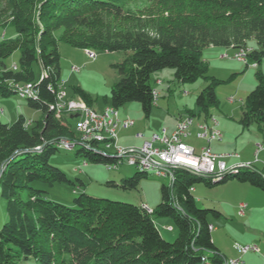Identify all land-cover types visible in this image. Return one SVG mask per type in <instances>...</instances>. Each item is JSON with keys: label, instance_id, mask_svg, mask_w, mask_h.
Instances as JSON below:
<instances>
[{"label": "trees", "instance_id": "1", "mask_svg": "<svg viewBox=\"0 0 264 264\" xmlns=\"http://www.w3.org/2000/svg\"><path fill=\"white\" fill-rule=\"evenodd\" d=\"M132 1L0 0V27L11 25L15 30L14 36L0 42V97L19 94L17 85L35 83L38 94L28 98L29 104L43 112L29 126L23 115L12 124L0 116V192L7 200L8 215L0 228V264H21L30 257L36 264H222L225 256L213 241L209 220L210 214L222 213L200 208L190 188L200 180L211 185L237 178L264 191V167L253 163L239 165L216 183L177 169L174 180L161 186V202L152 208V214L171 219L173 224L166 227L178 231L169 241L145 203L139 206L82 192L70 206L48 198L46 189L34 185L74 184L51 162L61 140L78 137V131L75 135L73 128L55 119L60 113L52 108L61 84L60 40L95 52H125L123 60L113 65L120 79L111 88L110 105L119 110L136 101L147 116L155 103L151 84L155 71L172 68L180 82L208 81L190 114L210 118V109L219 105L216 88L222 80L208 74L204 50L248 48V41L255 38L246 66L262 62L264 0H148L150 7L140 12L128 9ZM17 50L18 68L13 70L7 60ZM36 65L42 70L39 75ZM43 70L47 73L41 79ZM236 75L232 73L228 81ZM256 78L239 122L244 127L257 124L264 132V71L257 70ZM74 92L85 104H93L80 86ZM103 143L80 145L77 152L91 162L115 161ZM147 173L138 170L123 177L121 187L137 188Z\"/></svg>", "mask_w": 264, "mask_h": 264}, {"label": "rangeland", "instance_id": "2", "mask_svg": "<svg viewBox=\"0 0 264 264\" xmlns=\"http://www.w3.org/2000/svg\"><path fill=\"white\" fill-rule=\"evenodd\" d=\"M149 5L148 0H135L130 2L127 7L131 11L140 12L149 8ZM61 33L62 30H59L56 32V36H61ZM14 35L15 30L11 25L0 27V42ZM58 44L61 84L65 89L66 98L82 101L74 92V88L80 86L92 97L93 104L88 105L87 103L89 107L103 110L109 106L111 88L120 79L119 72L113 65L123 60L125 52H94L89 49L88 51L71 46L63 40H60ZM248 46L249 48L256 46L255 38L248 41ZM222 50L223 47L206 48L203 52V59L209 66L208 74L222 80V83L216 88L219 105L211 108L210 112L212 118L218 120L219 125L216 127L222 132L223 137L212 143V149L218 153L239 155V157L226 159L228 168L242 162L253 163L257 168L262 169L264 167V151L256 154V149L258 144L264 146V132L259 130L257 124L244 127L239 119L245 108L247 95L257 85V70L264 71V57L259 66L255 67L257 64L252 63L247 67V59L244 61L234 58L237 49L232 55L227 53L229 55L227 57L223 55ZM91 52H94L96 56H91ZM19 56L20 51L17 50L7 60L8 64L11 66L16 64L19 61ZM73 66L80 67V71H74ZM35 71L39 75L42 70L36 65ZM235 71L237 75L228 81ZM158 80L163 81L164 84H159ZM151 84L158 92L159 97L155 100L149 116L146 115L141 104L136 101L129 102L118 110L123 119H131L135 122V125L130 128L119 129L118 145L120 147L121 145L140 147L145 141L150 140L154 133L161 134L163 129L171 132L177 119L189 115L191 110L196 107L197 96L208 84V81L198 79L195 82H180L175 77L174 69L164 68L152 74ZM42 114V110L31 106L28 98H23L19 94L13 93L0 97V116L4 122L12 124L17 121L20 115H23L27 119L26 126H29L32 122L31 119L37 120L41 118ZM71 114L64 110L63 113L56 114L54 117L62 124L73 128L76 135L77 118H71ZM194 118L197 123L205 121L207 117L202 114ZM192 130H197L196 125L192 127ZM139 133L143 136L138 137ZM188 141L196 146L201 144L195 135L191 136ZM56 147L57 151L52 156L51 162L55 166L61 167L74 181V184H56L53 187L42 183H34V185L46 189L48 198L70 206H72L75 197L86 192L92 196L129 202L139 206L146 203L147 207L152 209L161 202V186L170 183L168 177L150 172L141 179L137 188L125 189L121 187V179L132 176L138 171L136 167L128 164L125 160L118 169L111 170L102 162H91L83 155L78 154L80 145L74 149H65L59 144ZM84 160H87V165H84ZM80 180L83 184L80 183ZM107 181H115V184H107ZM194 187L193 195L200 208L215 209L222 213L221 216L210 214L209 220L217 227V230L212 232V236L218 238L219 243L225 246L226 252L227 250H230V253L234 252L235 242L243 241L241 236H244L245 224H247V230L251 228L259 231L260 228H264V191L262 189L248 182H241L237 178H230L225 182L211 185H208L206 180H200L195 183ZM241 201L250 204V207L244 211L243 215L245 216L238 211V204ZM251 208L254 209L252 213L249 212ZM249 214V217L246 216ZM7 218V200L0 192V228ZM152 218L165 239L169 241L176 239L178 231L172 230L171 226L166 227L168 224H173L170 218L157 214H152ZM256 243L260 247V252L253 253L251 251L241 257L242 254L237 251L236 254L231 253L235 256L225 257L224 260L241 258L246 264H264V244H261L260 240H256ZM21 264H36V261L30 257L22 260Z\"/></svg>", "mask_w": 264, "mask_h": 264}, {"label": "built area", "instance_id": "3", "mask_svg": "<svg viewBox=\"0 0 264 264\" xmlns=\"http://www.w3.org/2000/svg\"><path fill=\"white\" fill-rule=\"evenodd\" d=\"M250 50L248 48H238L237 56L234 58L240 60H246ZM228 55V54H224ZM96 56V55H91ZM74 71H80V67L73 66ZM43 70L41 79L44 77ZM40 79V80H41ZM159 84H162L161 80H158ZM35 83H25L24 89H17L22 97V92L35 93ZM64 87L62 84L56 90V101L52 106L54 112L60 107H68V111L72 113L73 118H77L76 125L81 127V140L62 141L66 147L71 149L78 142L96 141L99 145L100 135H110L111 143L107 144L108 149H112L113 138H119V129L130 128L135 125L134 120L122 118L119 113L114 110H101L100 112H89L88 106H59V96L63 94ZM155 100L159 97L158 92L153 90ZM77 115V116H76ZM76 116V117H75ZM196 117L191 114L181 116L178 118L179 128H174L171 132L167 129H163L162 133H154L150 140L145 141L140 147H125L121 145V150L117 151L124 155L125 160H128L129 164L138 166H150L151 172L155 174H164L163 172H153V165L171 166L173 175L179 168L183 169H195L209 171L210 174L215 175L221 172L224 168H227V158L239 157L236 153H218L212 149V143L216 140H221L222 132L215 126V124L206 118L205 121H201V125H196L197 130L193 131L192 118ZM195 135L199 140H202V145L198 148L195 145L188 142V138ZM138 137H142V134H138ZM264 149L262 144H258L257 151ZM113 151V150H112ZM247 164L251 166V163H236ZM233 164V165H236ZM84 165H87V160H84ZM231 165V166H233ZM108 169H118L113 166V163H106ZM191 191L195 190V187L190 188ZM247 203H240V214L243 215ZM153 211V210H151ZM210 230H213L210 226ZM234 247L242 255L248 252H260L258 244H247L241 242H235ZM222 264H246L241 258H228L223 261Z\"/></svg>", "mask_w": 264, "mask_h": 264}, {"label": "bare ground", "instance_id": "4", "mask_svg": "<svg viewBox=\"0 0 264 264\" xmlns=\"http://www.w3.org/2000/svg\"><path fill=\"white\" fill-rule=\"evenodd\" d=\"M95 52V51H94ZM94 52H91L90 55H95ZM235 55L234 56H237V51H235ZM226 57L229 56V55H225ZM248 56H246V59L248 60L247 58ZM17 64H13L12 65V69L13 70H17ZM28 83H32V82H28ZM17 88L18 89H24L25 88V84L23 85H17ZM20 94V92H19ZM37 90H36V87H35V93H29V92H22V97L23 98H36L37 97ZM21 96V94H20ZM76 105V106H88L87 104H85L84 102L82 101H73V100H69L66 98L64 92L62 95L59 96V106H69V105ZM119 113L118 109L113 107L112 105H109V106H106L103 110H114ZM64 110H67L68 111V107H60L57 109V113H63ZM63 111V112H62ZM88 111L89 112H100L101 110H95L94 108L92 107H89L88 106ZM196 118H192V125H201V122H197L195 123V120ZM212 122L215 124V126L219 125V122L218 120H216L215 118H212ZM176 128H179V121L177 123V126ZM76 129L78 131V137H76L75 139L76 140H81V127L79 125H76ZM108 140L107 142L105 140ZM62 141H72V140H69V139H64V140H61L59 145L62 146L63 148L65 149H69L68 147H66L64 145V143H61ZM99 141H104V145H105V150L108 149L107 148V144L111 143V136L110 135H100L99 136ZM92 142H96V141H87V142H78L76 143L71 149H74L75 146L77 145H83V146H86V147H93L91 145ZM97 143V142H96ZM101 144V143H100ZM99 147V145H98ZM85 148V147H84ZM110 150H113L112 153H114V155L116 156V160L111 162L113 163V166L116 167V168H119L124 160H125V157L123 154L117 152V151H120L121 150V147L118 145V138H113V143H112V149ZM110 154V153H109ZM128 164V160H125ZM131 165V164H130ZM134 166V165H132ZM239 165H236V166H233L231 168H224L221 172L219 173H216L215 175H212L209 173V171H205V170H195V169H186V170H190L191 173L195 174V175H198V176H203V177H206L208 180H210L212 183H216L218 182L226 173H228L229 171L231 170H234L235 168H237ZM138 170L140 171H145V172H148L150 173L151 172V167L150 166H138L136 167ZM153 172H163L164 174H157L159 176H164V177H168L170 182H172L175 178V174L173 175V170H171V166H164V165H153ZM143 207L145 209H147L151 214H152V209L147 207L146 203L143 204Z\"/></svg>", "mask_w": 264, "mask_h": 264}, {"label": "crops", "instance_id": "5", "mask_svg": "<svg viewBox=\"0 0 264 264\" xmlns=\"http://www.w3.org/2000/svg\"><path fill=\"white\" fill-rule=\"evenodd\" d=\"M209 48H212V49H216L217 47H209ZM223 55L226 53H228V54H230V55H232L233 53H234V51H235V49L233 48V47H226V48H223ZM257 66H259V65H255V67H257ZM236 72V71H235ZM235 72H233V73H235ZM162 84H164V82L162 81ZM70 117L71 118H73V116L72 115H70ZM212 117L213 116H211L210 117V120L212 119ZM177 122H178V119H177V121H176V123H175V125L173 126V129L174 128H176V125H177ZM198 122H200V121H198ZM172 129V130H173ZM190 138V137H189ZM188 138V139H189ZM187 139V140H188ZM197 140H199V139H197ZM201 141V144L199 145V146H196L195 144H193V143H191V144H193V145H195L196 147H200L201 145H202V140H200ZM189 142V141H188ZM212 146V145H211ZM258 146V145H257ZM263 151H264V149H262ZM262 150H260L259 152H256V154H259L260 152H262ZM256 151H257V149H256ZM236 166V165H235ZM243 201H241L240 203H242ZM240 203L238 204V208H239V210L238 211H240ZM250 207V204H247V208H249ZM246 208V209H247ZM253 208H251L250 210H249V212H253ZM250 213V214H251ZM250 214L249 215H246V216H250ZM243 216H245V215H243ZM212 226H214L213 228V230H212V232L213 231H215V230H217V227L214 225V224H212ZM245 227H246V230H244V236H241V239L243 240L241 243H247V244H251L252 242H253V244L254 243H256V240H260V243L261 244H264V228H260V230L259 231H256V229H251V228H249V230H247V224H245L244 225ZM212 238H213V241L215 242V244H216V246L220 249V251L223 253V255L225 256V257H232V256H235V255H233V254H231V253H235L236 254V252H237V250L235 249V251L234 252H231L230 253V250H227V252L229 253H227L226 252V250H224V247L225 246H222V244H220L219 243V241H218V238L216 239L215 237H213L212 236ZM257 244V243H256ZM248 253H250V252H248ZM248 253H245V254H248ZM253 253H255V252H253ZM245 254H243V255H241V257H243ZM238 255V254H237Z\"/></svg>", "mask_w": 264, "mask_h": 264}, {"label": "water", "instance_id": "6", "mask_svg": "<svg viewBox=\"0 0 264 264\" xmlns=\"http://www.w3.org/2000/svg\"><path fill=\"white\" fill-rule=\"evenodd\" d=\"M44 146V144L43 145H41L40 147H38V148H42ZM3 170V169H2ZM188 171H190V170H188ZM2 172V171H1ZM1 172H0V175H1ZM191 172V171H190Z\"/></svg>", "mask_w": 264, "mask_h": 264}]
</instances>
